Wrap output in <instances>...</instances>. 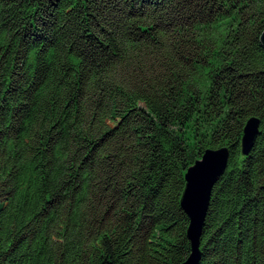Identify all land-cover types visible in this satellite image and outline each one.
Returning a JSON list of instances; mask_svg holds the SVG:
<instances>
[{"label":"trees","instance_id":"16d2710c","mask_svg":"<svg viewBox=\"0 0 264 264\" xmlns=\"http://www.w3.org/2000/svg\"><path fill=\"white\" fill-rule=\"evenodd\" d=\"M263 32L264 0H0V264L184 263L221 148L200 264H264Z\"/></svg>","mask_w":264,"mask_h":264},{"label":"water","instance_id":"95a60500","mask_svg":"<svg viewBox=\"0 0 264 264\" xmlns=\"http://www.w3.org/2000/svg\"><path fill=\"white\" fill-rule=\"evenodd\" d=\"M261 43L264 46V32L261 35ZM259 133V119L250 118L244 127L241 140L243 156L249 155ZM229 155L230 151L228 148L207 150L186 172V185L180 204L190 221L187 237L191 244V252L188 259L182 264H200L201 237L212 191L228 167Z\"/></svg>","mask_w":264,"mask_h":264}]
</instances>
